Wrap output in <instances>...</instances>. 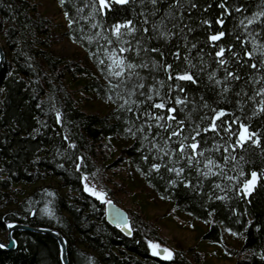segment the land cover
<instances>
[{"label":"trees","instance_id":"obj_1","mask_svg":"<svg viewBox=\"0 0 264 264\" xmlns=\"http://www.w3.org/2000/svg\"><path fill=\"white\" fill-rule=\"evenodd\" d=\"M106 2L59 0L66 35L92 65L57 53V25L36 0H0L7 51L0 75V235L10 221L57 228L71 264H194L197 257L185 249L171 259L164 247L159 255L152 251L149 241L166 239L151 219L133 213L130 234L109 224L104 202L85 191L87 175L109 192L130 160L156 194L207 223L203 240L221 244L235 264H264V95L257 94L264 88V17L258 16L264 0ZM110 56L137 67L114 76L120 69L109 67ZM185 73L193 79H181ZM92 95L111 101L113 110L86 111L81 102ZM161 102L165 108L155 107ZM241 125L250 137L243 141ZM110 138L127 145L119 149ZM44 184L50 196L41 192ZM47 204L56 222L43 218ZM223 228L242 238L240 248L226 244ZM15 236L17 248L0 249V264H63L54 237Z\"/></svg>","mask_w":264,"mask_h":264},{"label":"rangeland","instance_id":"obj_2","mask_svg":"<svg viewBox=\"0 0 264 264\" xmlns=\"http://www.w3.org/2000/svg\"><path fill=\"white\" fill-rule=\"evenodd\" d=\"M36 1L40 4V10L52 17L57 25L53 37L57 53L67 58H86L93 65L86 50L66 35L69 23L61 9L59 0ZM0 39L4 43L1 34ZM114 68L116 69V67ZM81 105L88 112L110 113L113 110L112 102L99 95H92L88 102H81ZM107 143H113L119 149L127 145L126 141L118 138H110ZM85 176L87 175L83 177ZM83 181L84 187L87 183L89 187L105 194L103 199L95 196L105 205L108 204L107 200H111L127 210L131 218L135 213L155 221L166 239V243L155 244L170 250L173 254L177 250L185 249L189 255L197 257V259H193L194 264H235L236 257L230 255L221 244L202 239L203 233L208 229L207 223L191 214L182 212L174 202L156 194L130 160L123 164L114 183L110 184L109 192L99 188L88 176L87 181L85 182L84 179ZM39 188L41 192H47L49 196L52 194V190L47 184L40 185ZM87 192L92 194L90 191ZM42 216L47 221L56 222L58 220L50 204L44 206ZM223 235L228 246L241 247L243 240L239 235L226 228H223ZM0 237L5 239L6 232L1 233ZM152 251L155 253L157 249L152 248Z\"/></svg>","mask_w":264,"mask_h":264},{"label":"water","instance_id":"obj_3","mask_svg":"<svg viewBox=\"0 0 264 264\" xmlns=\"http://www.w3.org/2000/svg\"><path fill=\"white\" fill-rule=\"evenodd\" d=\"M6 63H7V51L5 48V44L0 39V75L3 72ZM117 210L120 213L119 215L117 214ZM105 211H106V219L109 222V224L113 226L122 227V229L127 234H130V229H129L130 216L127 210L112 202L111 204L105 205ZM6 227H7L6 238L3 239L0 237V244L4 245L3 247H0V249L3 250L16 249L18 245V241L15 234L17 232L31 231V232L46 234L54 237L58 241L62 263L71 264L69 257L68 241L65 235L59 229L50 226H40V225L33 226L18 221L8 222Z\"/></svg>","mask_w":264,"mask_h":264},{"label":"snow or ice","instance_id":"obj_4","mask_svg":"<svg viewBox=\"0 0 264 264\" xmlns=\"http://www.w3.org/2000/svg\"><path fill=\"white\" fill-rule=\"evenodd\" d=\"M100 2H101V4H102L103 6H106V7L108 6L106 0H100ZM118 2H119V3H124V2H126V0H118ZM151 3H152L153 5H155V4L157 3V0H151ZM177 3H178V0H177ZM193 6H194V5H193ZM258 16H262V17H264V12L258 13ZM252 22H253L252 20H249V24H251ZM131 23H132L131 21H128V22H127V25H131ZM206 23H207V22H206ZM221 23H222V21H221ZM120 28H121V25H119V24H117V25L114 26V31L116 32V35H117V36L120 35ZM132 30L134 31V29H132ZM145 31H147V29H145ZM219 35H220V36H223L224 33L221 32ZM211 39L215 40V39H218V37H217V36H213V37H211ZM109 43H112V41H109ZM128 50H129V49H127V48H122V49H120L121 52L128 51ZM153 51H156V50L153 49ZM221 52H223V49H221ZM218 55H220V53H218ZM247 55H248V56H251L252 53L249 52V53H247ZM109 59H112V60H113V65L116 66V67H118V68L120 69L119 71H115V72L112 73V75L117 76V77H120V76L123 75L125 67H127V68H135V67H137V65H134V64H131V63L126 64V63H125V60H124L123 58H121V59H119V60H116L114 57L110 56ZM101 63H103V61H101ZM220 63L223 64L224 61L221 60ZM113 65H110L109 67H112ZM142 66H146V65H142ZM252 67L255 68L256 65L253 64ZM167 68L170 69V68H171V65H167ZM129 75H131V73H130ZM229 75H233V74H232V73H229ZM180 78H181V79H187V80H192V79H193V77H192L191 75L187 74V73H185L184 75L180 76ZM234 78L239 79V77H234ZM119 86H120V85L117 84L115 87H119ZM139 87H140V88H143V84H140ZM257 94H258V95H264V88H260V89L258 90ZM176 102H177V103H182L183 101H181V100L178 98ZM155 107H157V108H165V104H164L163 102H161V103H159V104H156ZM260 107H261V111H264V104H261ZM170 111H173V112H174L175 109H174V108H173V109H170ZM222 115H224L223 110H221L220 112L217 113L216 118H218L219 116H222ZM57 116L59 117V113H57ZM160 119H162V117H157V120H160ZM209 126H210L211 128H213V129L216 128V125H215L214 122L211 123ZM228 127L231 128V125H228ZM241 128L243 129V131L240 133V141H243V140H245V139L250 138L249 136H246V133H247V131H248V130H247V127L244 126V125H241ZM207 130H208V129L206 128L205 131H207ZM129 131H131V129H129ZM172 135H178V133H177V132H173ZM197 135H199V133H197ZM251 135H255V133H252ZM238 142H239V141H238ZM180 147H181V150H183V147H184V146L181 145ZM191 147H192L193 149H195V148L197 147V144H196V143H193V144L191 145ZM189 162H191V161H189ZM209 163H211V161H209ZM153 167L158 169L160 166L154 164ZM172 170H173V171H177L176 169H172ZM179 171L182 172L183 169H179ZM205 174H207V173H205ZM256 175H257V174H256L255 172H252V174H251V176H252V180H248V181L245 182V189H246V190H248L249 187H250V185H252V184L254 183L255 178H256ZM83 179H84L85 182H86V181H87V176L83 177ZM85 191H90V192L92 193V195H94V196H98V197L101 198V199H103L104 196H105L104 193H102V192H98V191H96L94 188L89 187V186L87 185V183H85ZM106 203L111 204L112 201H111V200H107ZM117 214H118V215L120 214L118 210H117ZM229 231H231V229H229ZM149 244H150V246H151L154 250L160 247L158 244H155V243H153V242H151V241H149ZM3 246H4V245L0 244V247H3ZM164 252L167 253V257H166L167 259H171V258H172L173 253H172L170 250H168V249L165 248V249H164ZM156 254L159 255V252H157ZM262 255H264V254H262Z\"/></svg>","mask_w":264,"mask_h":264}]
</instances>
